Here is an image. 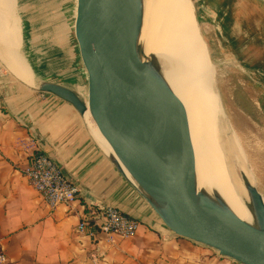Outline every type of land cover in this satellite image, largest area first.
Segmentation results:
<instances>
[{"label":"water","instance_id":"obj_1","mask_svg":"<svg viewBox=\"0 0 264 264\" xmlns=\"http://www.w3.org/2000/svg\"><path fill=\"white\" fill-rule=\"evenodd\" d=\"M74 36L87 97L41 77L35 88L70 104L93 132L89 113L111 164L173 235L239 264H264V195L242 175L247 222L218 191L199 186L181 102L161 58L146 54L145 0H77Z\"/></svg>","mask_w":264,"mask_h":264},{"label":"crops","instance_id":"obj_2","mask_svg":"<svg viewBox=\"0 0 264 264\" xmlns=\"http://www.w3.org/2000/svg\"><path fill=\"white\" fill-rule=\"evenodd\" d=\"M2 3L0 0V27L4 23L11 25V37L20 53L18 9L12 0L9 18H4L9 10ZM65 11L69 9H63L62 17ZM50 21L45 20V24ZM30 30L31 37H35L33 23ZM1 46L0 246L5 250L7 264H239L168 231L111 164L87 121L67 102L35 88V79L41 77L81 92L85 80L79 62L73 68L75 78L63 82L40 71L36 73L37 68L35 71L19 55L25 64L23 79L5 63ZM38 151L60 164L79 186L81 203L113 207L139 221L136 235L109 238L78 234L82 207L77 204L70 212L59 206L53 211L28 183L25 171Z\"/></svg>","mask_w":264,"mask_h":264},{"label":"rangeland","instance_id":"obj_3","mask_svg":"<svg viewBox=\"0 0 264 264\" xmlns=\"http://www.w3.org/2000/svg\"><path fill=\"white\" fill-rule=\"evenodd\" d=\"M189 1L201 59L213 68L219 106L247 155L245 170L253 171L255 185L264 195V1ZM13 2L22 31L19 55L35 71L37 68L36 73L63 82L75 78L77 43L62 19L63 5H71L73 0ZM11 5L12 0L7 7L10 13ZM48 19L51 21L47 25ZM31 23L37 31L35 37L30 35Z\"/></svg>","mask_w":264,"mask_h":264},{"label":"bare ground","instance_id":"obj_4","mask_svg":"<svg viewBox=\"0 0 264 264\" xmlns=\"http://www.w3.org/2000/svg\"><path fill=\"white\" fill-rule=\"evenodd\" d=\"M10 1L3 0L2 5L8 7ZM64 9H69L63 15L65 27L74 36L77 0H73L71 5L66 4ZM9 14L7 11L4 18L8 19ZM194 25L195 15L189 0H145L146 54H156L161 58L165 78L181 102L195 158L198 184L201 188L218 191L241 219L251 222L252 204L242 175H247L252 185L256 181L253 171L244 168L247 155L219 106L214 89L213 68L201 59ZM11 32L9 23L0 27L1 52L12 71L26 79L25 64L19 56V47L11 37ZM74 45L78 51L77 44ZM79 68L86 78L80 63ZM84 88H80V94L87 97ZM86 119L97 141L105 151L112 154L108 141L93 123L89 113ZM238 167L240 174L237 172Z\"/></svg>","mask_w":264,"mask_h":264},{"label":"built area","instance_id":"obj_5","mask_svg":"<svg viewBox=\"0 0 264 264\" xmlns=\"http://www.w3.org/2000/svg\"><path fill=\"white\" fill-rule=\"evenodd\" d=\"M25 176L29 185L51 210L64 206L72 212L75 205L82 207L76 228L80 235L130 238L136 235L141 226L139 221L119 209L88 202L81 203L79 186L65 174L60 164L43 152L38 151L31 156ZM0 264H7V256L1 246Z\"/></svg>","mask_w":264,"mask_h":264}]
</instances>
